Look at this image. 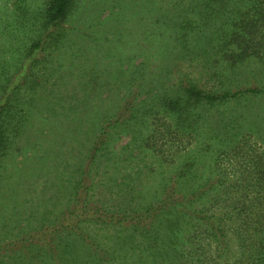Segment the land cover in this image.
Returning <instances> with one entry per match:
<instances>
[{
	"label": "rangeland",
	"instance_id": "obj_1",
	"mask_svg": "<svg viewBox=\"0 0 264 264\" xmlns=\"http://www.w3.org/2000/svg\"><path fill=\"white\" fill-rule=\"evenodd\" d=\"M174 1L73 0L63 26L66 36L50 45L43 27L48 0H0V62L8 66L7 86L20 85L16 93L25 113L22 133L0 158V264H103L77 233L53 230L61 221L75 220L68 213L59 216L72 206L76 180L84 172L96 202L92 205L98 207L137 210L161 197L162 182L174 174L180 155L173 160L154 155L138 139L149 133L148 125L136 135L128 125H120L111 131L109 150L94 160L88 157L104 118L117 112L132 90L139 91L138 102L144 100L139 105L148 106L154 95L186 73L207 88L223 84L232 91L264 89V51L234 65L219 63L217 68H208L212 61L203 65L208 52L203 61L177 60L170 22L166 29L162 20L153 21L163 11L170 14ZM38 42L40 46L28 55L26 50ZM196 111L198 133L210 147L200 151L195 144L200 138L195 136L198 167L194 171L208 172L211 166L215 170L216 146L230 148L244 134L264 152V93L241 95L214 106L203 104ZM180 189L187 191L186 182ZM189 222L186 225L185 220L181 229L185 250L193 221ZM223 224L233 236L235 221L223 220ZM78 225L89 242L95 240L102 247L118 250L126 241L135 245L129 238L131 227L83 218ZM136 232L132 237L138 236ZM52 236L58 242L49 249L43 244ZM62 248L65 253L60 256ZM126 249L132 250L128 244ZM148 259L147 251H128L106 264H151ZM162 264L179 263L170 259Z\"/></svg>",
	"mask_w": 264,
	"mask_h": 264
},
{
	"label": "trees",
	"instance_id": "obj_2",
	"mask_svg": "<svg viewBox=\"0 0 264 264\" xmlns=\"http://www.w3.org/2000/svg\"><path fill=\"white\" fill-rule=\"evenodd\" d=\"M72 3L73 0H48L43 27L44 38L50 45L52 41L61 42L66 36L63 26L71 15ZM172 5L170 14L163 11L153 21L158 24L162 20L166 29L170 22L171 34L174 31L170 37L175 43L171 47L177 49V60L203 61L202 56L208 52L204 57L208 62L203 65L212 61L214 65L208 68H217L219 63L234 65L264 51V0H175ZM1 34L14 37L11 32L1 31ZM39 46V42L33 44L31 52L26 50L27 54ZM7 68V64L0 62V158L22 133L24 123L23 102L16 93L20 85L10 86V81L7 86L9 78L4 72ZM220 85L223 84L207 88L208 85L200 84L189 73L180 74L176 83L154 95L148 106H140L144 100L138 102L139 91L132 90L117 112L104 118L88 157L94 160L103 150L108 151V142L113 140L111 131L120 125H128L135 135L148 125L149 133L143 138L137 136L138 139L156 156L173 160L179 154L178 167L173 175L164 178L161 197L130 211L92 205L96 202L90 197L91 184H87L82 171L76 180L78 190L72 206L59 216L68 213L74 215L75 220L67 224L61 221L53 225V230L57 233L70 229L77 233L88 241L86 244L103 264L109 263L114 256H127L128 251L142 254L147 251L151 264H162L170 259L179 264H264V152L260 145L244 134L230 148L223 144L216 146L213 153L215 161L218 160L213 170L215 176H212V166L208 172L194 171L198 167L194 149L198 145L199 150L210 147L204 145L202 133H198L196 109L203 104H222L245 94L264 93V89L258 87L232 91ZM195 136L200 138L195 143L197 146ZM184 182L186 192L180 189ZM81 218L131 227L138 235L129 236L135 245L126 241L115 250L112 246L102 247L95 240L89 242L90 238L78 225ZM185 220L186 225L193 221L186 236V250L182 246L184 240H180ZM223 220L235 221L233 236L227 234L229 230ZM56 242L58 238L52 236L43 245L53 249ZM126 244L132 250H127ZM61 251L57 253L60 256L65 248ZM157 259L161 261L156 263Z\"/></svg>",
	"mask_w": 264,
	"mask_h": 264
}]
</instances>
